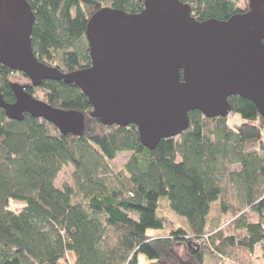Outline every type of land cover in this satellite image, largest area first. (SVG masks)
Here are the masks:
<instances>
[{"label": "trees", "instance_id": "1", "mask_svg": "<svg viewBox=\"0 0 264 264\" xmlns=\"http://www.w3.org/2000/svg\"><path fill=\"white\" fill-rule=\"evenodd\" d=\"M28 1L35 12V54L64 72L91 64L86 27L95 11L144 7V0ZM183 1L199 20L228 19L249 8L239 7L241 0ZM13 72L0 65L9 102L15 100ZM24 85L33 94L41 89L54 106L83 111L86 126L81 135L64 134L44 118L12 119L0 106V264H61L69 251L74 264H139V253L147 264H207L208 252L221 262L230 256L252 264L258 246L264 257V116L251 99L229 97L231 112L244 120L239 129L229 124L230 114L208 117L195 109L185 131L150 149L136 124L106 125L90 116L77 84L45 79ZM122 151L131 155L115 173L110 161ZM69 163L73 183L59 186L58 174ZM163 196L188 228L152 236L149 229L165 227L158 213ZM10 199L24 201L22 209L10 208ZM217 200L232 216L207 230Z\"/></svg>", "mask_w": 264, "mask_h": 264}, {"label": "water", "instance_id": "2", "mask_svg": "<svg viewBox=\"0 0 264 264\" xmlns=\"http://www.w3.org/2000/svg\"><path fill=\"white\" fill-rule=\"evenodd\" d=\"M35 12L28 0H0V65L24 73L32 86L45 79L77 84L90 116L106 125L136 124L143 145L190 125L189 113L228 116L229 97L251 99L264 116V0L228 19L199 20L183 0H144L139 12L104 6L88 20L91 64L64 72L37 57L32 47ZM14 101L0 106L8 117L44 118L64 133L81 135L85 113L54 106L23 83L10 82Z\"/></svg>", "mask_w": 264, "mask_h": 264}, {"label": "rangeland", "instance_id": "3", "mask_svg": "<svg viewBox=\"0 0 264 264\" xmlns=\"http://www.w3.org/2000/svg\"><path fill=\"white\" fill-rule=\"evenodd\" d=\"M238 6L241 8H246V6L248 7L249 0H241L238 3ZM54 63H58V61H54ZM10 80L18 81L23 84H31V80L20 71L13 72L10 75ZM33 90H34V95L36 97L43 99L44 92L41 89L36 87ZM228 121H229V124L235 129H239L244 122L243 118L240 115L238 114L232 115V112L229 115ZM262 139L264 140V134L262 135ZM130 155H131L130 151L118 152L116 157L110 161L113 172L116 173L120 170H123L125 163L130 157ZM73 171H74V166L72 164L69 163L65 165L58 174V177L56 179L57 185L63 186L65 183H73ZM23 205H24V201H21V200L10 199L9 201L10 208L14 210L22 209ZM158 213L165 219V227L163 231L165 234H169L171 230L176 229L178 227L188 228L186 218L177 214L170 208L167 197L163 196L160 198V205H159ZM231 216L232 215L230 212L228 213L221 212L220 200L213 202L211 211L208 215V219H209L208 225L209 226L207 230L212 229V226L216 224L217 225L221 224L220 226H224L228 222V220H230ZM252 216L253 218H256L255 213ZM218 257L219 256L216 253L208 252L206 253L204 260L207 264H218V263L219 264L221 263L222 264H240L236 257L225 256V260H223L224 262H221ZM61 261L63 264H74L75 263L74 258L71 254H68L66 259H63ZM251 262L252 264H264V257L262 256L260 246L256 247L253 255L251 256Z\"/></svg>", "mask_w": 264, "mask_h": 264}, {"label": "crops", "instance_id": "4", "mask_svg": "<svg viewBox=\"0 0 264 264\" xmlns=\"http://www.w3.org/2000/svg\"><path fill=\"white\" fill-rule=\"evenodd\" d=\"M207 224H209V219L208 218H207ZM163 231H164V228L163 229H149L148 230V234L152 235V236H165V235H167ZM68 254H71L73 256V258H74V261H75L74 252L69 251ZM148 262H149V260L147 259V257L144 254H142V253L138 254V263L139 264H147ZM60 263L63 264L62 261H60Z\"/></svg>", "mask_w": 264, "mask_h": 264}, {"label": "built area", "instance_id": "5", "mask_svg": "<svg viewBox=\"0 0 264 264\" xmlns=\"http://www.w3.org/2000/svg\"><path fill=\"white\" fill-rule=\"evenodd\" d=\"M232 115H236V114L232 113Z\"/></svg>", "mask_w": 264, "mask_h": 264}]
</instances>
